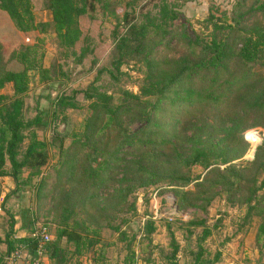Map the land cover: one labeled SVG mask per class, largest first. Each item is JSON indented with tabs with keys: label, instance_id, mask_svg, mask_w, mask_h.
<instances>
[{
	"label": "trees",
	"instance_id": "trees-1",
	"mask_svg": "<svg viewBox=\"0 0 264 264\" xmlns=\"http://www.w3.org/2000/svg\"><path fill=\"white\" fill-rule=\"evenodd\" d=\"M133 4L132 0H41L51 18L38 20L34 0H0V11L16 28L38 32L52 29L59 45L76 62L94 53L85 20L93 19L92 12L98 5L115 19L110 32V67L101 66L98 73L106 71L116 77L120 66L129 60L143 64L138 92L121 88L115 95L94 81L81 90L89 101V112L81 130L68 133L73 151L65 161L66 183L60 190L61 210L54 238L46 246L53 264L71 263L74 255L81 256L84 248L99 243L101 237L95 227L98 218L107 217L114 206L127 203L134 180L138 185L160 181L172 184L183 205L205 207L222 194L232 203L238 199L246 205V218L255 215L261 219L258 229L264 233V137L254 159L235 161L247 146L241 131L251 124L264 128V0H236L219 16L209 13L205 18L207 31L183 23L176 26L181 11L171 0H154L151 7L138 12ZM117 7L122 10L121 16ZM171 38L181 46L179 53L156 56L155 47ZM5 52L0 41V175L9 174L18 182L26 168L25 181L40 175L39 187L44 181L42 172L49 161V147L57 139L61 152L65 132L53 128L51 138L44 140L38 138L36 128L52 123L55 127L57 112L80 105L75 91L63 92L51 99L50 109H44L45 118L43 110L25 118L29 70L37 65L25 51L8 56ZM39 69L41 79L50 78L48 68ZM9 83L12 92H3ZM171 118L175 124L180 123L172 129L167 127ZM25 139L28 143L23 146ZM194 167L204 172L192 175ZM193 179H197L194 187L183 190ZM109 181L119 185L107 198H101L97 190ZM78 204H88L90 210L80 222H71L69 217L79 210H75ZM203 222L200 218L193 224ZM12 224L10 221L5 233L6 250L1 253L20 244L35 254L36 239L12 237ZM152 224L148 220L146 232L153 229ZM109 225L122 233L119 224ZM203 231V236L209 233ZM69 242L73 243L72 251L67 247ZM99 255L102 259L105 256L103 251ZM77 259L72 264L82 263ZM214 260L201 258V252L194 256V264H212ZM89 264L100 263L93 258ZM126 264H133V257Z\"/></svg>",
	"mask_w": 264,
	"mask_h": 264
},
{
	"label": "rangeland",
	"instance_id": "rangeland-1",
	"mask_svg": "<svg viewBox=\"0 0 264 264\" xmlns=\"http://www.w3.org/2000/svg\"><path fill=\"white\" fill-rule=\"evenodd\" d=\"M132 1H134L136 12L142 8L151 7L154 2V0ZM171 1L175 2L181 11L176 26L183 23L197 31H207L205 18L209 13L219 16L222 10L229 11L236 2V0ZM248 2L250 0H247ZM119 6H123V2ZM117 9L121 10L120 7ZM34 11L38 20L51 18L50 12L42 7L41 0H34ZM92 14L95 15L93 19L86 17L85 21L90 27L95 50L81 62H76L74 56L66 53L65 49L59 45L52 29L46 32L19 30L7 14L0 11V41L5 47V54H20L25 51L37 65L35 69L29 70L30 89L24 99V117L30 118L43 110L41 114L45 118L44 109H50L51 99L63 92L71 94L75 91V98L80 105L57 112L55 127L52 123L46 128H36L38 138L44 140L51 138L53 128L65 132L62 144L64 149L61 152L57 147L59 142L57 139L49 147V161L42 172L45 176L43 183L37 187L40 175L31 177L29 182L25 181L28 175L26 168L19 179L20 186L28 188L24 192L22 204H26L37 223L47 225L51 233L55 231L61 210L58 201L60 190L66 183L63 172L66 170L65 161L73 151V139L68 133L81 130V122L89 112L87 107L89 101L81 90L94 81V84L102 90L115 92V95L119 94L121 88L138 92L139 83L144 75L143 64L134 60L123 63L116 77L106 71L98 73L101 66L110 67L109 60L113 46L110 32L115 19L103 13L98 5ZM119 14L121 16L122 10ZM164 41L155 47L156 56L178 54L182 49L180 45H176L173 38L167 43ZM39 66L49 69V79H41ZM2 91L11 93V84L5 85ZM178 124L180 123L175 124L171 118L168 119L167 127L172 129ZM252 131L258 132L260 136V141L255 147L252 146ZM241 134L247 146L243 154L235 161L252 160L257 146L263 140L264 128L259 124H251L246 126ZM27 143L28 139H25L23 146ZM125 150L126 147L121 154ZM198 172L204 171L194 167L192 175ZM121 175L122 173L118 174V176ZM196 180L193 179L182 189H192ZM130 183L127 203L114 206L106 214L107 217L98 218V220L95 218L98 221L95 227L99 230L101 237L99 243L94 247L84 248V254L74 255L70 259L71 263L68 261V264H72L77 258L82 262L81 264H89L93 258L100 264H126L132 260V257L133 260L136 259V263L133 264H173L171 260L176 264H194V256L197 252H201V258H214L212 264H264V233H260L258 229L261 219L255 215L246 218V205L238 199L232 203L222 194V196H216L211 203H206L205 207L183 205L179 204L180 200L175 195L173 185L166 181L149 185H138L135 180ZM126 184L129 186V182ZM118 185V182L109 181L106 186L100 187L97 193L101 198H107ZM99 204L103 203L99 201ZM75 210L78 211L69 217L71 222L83 220L90 208L88 204H78ZM200 218L204 219L203 223L193 224ZM123 219L127 220L123 222ZM148 220L153 221V229L150 232H146L144 228ZM109 224H119L122 233L111 228ZM204 229H207L209 233L203 236ZM175 246L177 249L173 253ZM67 247L72 251L73 243L69 242ZM101 251L105 255L103 259L99 255ZM172 254L173 257H171ZM66 256H70V253Z\"/></svg>",
	"mask_w": 264,
	"mask_h": 264
},
{
	"label": "crops",
	"instance_id": "crops-1",
	"mask_svg": "<svg viewBox=\"0 0 264 264\" xmlns=\"http://www.w3.org/2000/svg\"><path fill=\"white\" fill-rule=\"evenodd\" d=\"M20 182L9 175H0V252L6 250L5 233L9 228V222L12 221V237L29 238L31 233L38 225V221L32 216L31 210L26 204H22V198L28 188L20 186ZM31 213V214H29ZM54 238L52 231L51 240ZM50 240V241H51ZM49 241V242H50ZM48 242V244H49ZM28 247L22 249L20 264H32ZM48 247L44 255V263L53 264V260L48 256ZM134 259V258H133ZM132 261V260H131ZM136 263V259L133 260Z\"/></svg>",
	"mask_w": 264,
	"mask_h": 264
},
{
	"label": "built area",
	"instance_id": "built-area-1",
	"mask_svg": "<svg viewBox=\"0 0 264 264\" xmlns=\"http://www.w3.org/2000/svg\"><path fill=\"white\" fill-rule=\"evenodd\" d=\"M252 146L255 147L260 141L259 133L252 131ZM51 231L47 225H38L35 230L32 231L31 236L36 239V252L30 256L32 264H44V255L47 251V243L51 240ZM23 245H18L15 249L2 254L0 252V264H20V258Z\"/></svg>",
	"mask_w": 264,
	"mask_h": 264
}]
</instances>
